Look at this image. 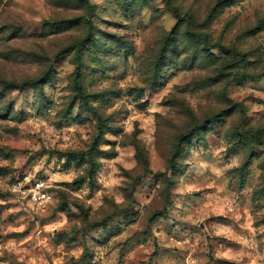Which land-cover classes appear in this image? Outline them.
<instances>
[{
    "label": "rangeland",
    "instance_id": "1",
    "mask_svg": "<svg viewBox=\"0 0 264 264\" xmlns=\"http://www.w3.org/2000/svg\"><path fill=\"white\" fill-rule=\"evenodd\" d=\"M0 264H264V0H0Z\"/></svg>",
    "mask_w": 264,
    "mask_h": 264
},
{
    "label": "built area",
    "instance_id": "2",
    "mask_svg": "<svg viewBox=\"0 0 264 264\" xmlns=\"http://www.w3.org/2000/svg\"><path fill=\"white\" fill-rule=\"evenodd\" d=\"M50 188V185L44 181H37L24 193V196L34 208L42 209L53 201ZM12 191L22 194L18 185H14Z\"/></svg>",
    "mask_w": 264,
    "mask_h": 264
},
{
    "label": "trees",
    "instance_id": "3",
    "mask_svg": "<svg viewBox=\"0 0 264 264\" xmlns=\"http://www.w3.org/2000/svg\"><path fill=\"white\" fill-rule=\"evenodd\" d=\"M27 83H24V84H21V85H15V84H8L7 86L10 87V88H15V89H20L24 86H26ZM171 165H169V169L172 168V163L170 162Z\"/></svg>",
    "mask_w": 264,
    "mask_h": 264
}]
</instances>
